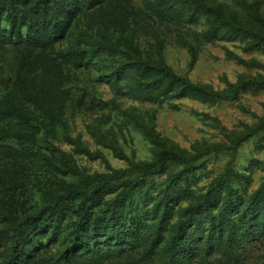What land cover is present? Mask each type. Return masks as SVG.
Masks as SVG:
<instances>
[{"label":"rangeland","instance_id":"374dc122","mask_svg":"<svg viewBox=\"0 0 264 264\" xmlns=\"http://www.w3.org/2000/svg\"><path fill=\"white\" fill-rule=\"evenodd\" d=\"M8 105L0 264H264V0H0Z\"/></svg>","mask_w":264,"mask_h":264},{"label":"trees","instance_id":"16d2710c","mask_svg":"<svg viewBox=\"0 0 264 264\" xmlns=\"http://www.w3.org/2000/svg\"><path fill=\"white\" fill-rule=\"evenodd\" d=\"M32 32H33V30L30 33H32ZM139 63L142 66H144V67L154 68L156 71H159L163 75L167 76L170 79V81L176 82L181 87H183V86L190 87V88L195 89L197 91H202V89H203V87L198 85V84L192 85L186 78L174 73L173 71H171L166 66H163V65L160 66V65H155V64L151 65L147 61H139ZM11 110H12V106L11 105H8V106H5V107L1 108L0 109V121L6 119V117L10 114ZM21 129L24 132L23 134H25V135L31 133V131H28L27 128L25 130L23 128H21ZM20 135H21V133H19L17 131V132H15L13 134L7 135V137L10 136L11 138H17ZM4 136H5V133L0 132V140H1V138H4ZM166 154H167V151H161L158 154L156 162H148V161L147 162H140V163L134 164L130 169L131 170L140 169L143 172L147 173L148 175H151L153 173L152 170L155 167L154 165L156 163H158V164L163 163L164 157L166 156ZM122 183H125V182L123 181ZM118 185H119L118 182H112V181H109V180H105L102 183H100L98 186L94 187V190H97L98 188H103V187L113 188V187H116ZM43 210H44V208H42L41 211H43ZM172 243H173V238L171 237L168 240V242H167V244L169 246L167 248V254H170L171 251H172V248H171ZM14 246H15V244H13L12 249H11V251L9 253L8 260H7L8 264H17V259L15 257L16 253L14 252ZM71 263H72V258L69 255H67L65 257V259L62 261V264H71Z\"/></svg>","mask_w":264,"mask_h":264}]
</instances>
